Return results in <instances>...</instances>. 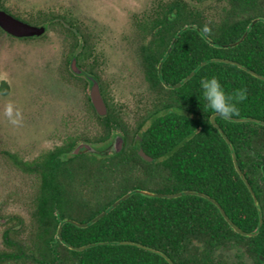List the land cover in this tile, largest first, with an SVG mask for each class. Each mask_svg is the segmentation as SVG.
Returning <instances> with one entry per match:
<instances>
[{
	"label": "trees",
	"instance_id": "1",
	"mask_svg": "<svg viewBox=\"0 0 264 264\" xmlns=\"http://www.w3.org/2000/svg\"><path fill=\"white\" fill-rule=\"evenodd\" d=\"M207 2L217 3L221 11L213 15L200 6ZM11 7L0 0V9L23 21L45 25L47 32L56 28L61 33L66 43L62 78L82 86L91 127L68 136L34 163L15 154L8 156L38 182L33 199L34 230L26 239L15 227L6 230L7 249L0 251V264H169L162 256L136 245L116 244L122 241L157 249L175 264H264V125L216 118L234 145L238 164L260 204L263 224L256 236L235 232L207 198L186 194L150 198L134 193L135 189L164 194L197 191L215 199L243 231L258 228V208L235 168L229 144L204 109L199 80L214 75L230 94L245 88L246 99L238 104L239 114L232 118L264 122V81L237 65L211 62L214 58L229 59L264 75L263 21L251 27L238 46L223 47L238 41L255 19H264V0H156L152 9L137 19L144 78L154 97L135 131L129 130L114 104L109 82L99 71L90 25L70 10L28 13ZM191 25L201 33L196 29L182 32ZM205 25L210 29L208 34L202 31ZM3 33L0 29V35ZM32 39L36 38L17 40ZM73 57L85 73L99 80L108 106L106 116H100L91 103L86 92L89 81L70 70ZM192 72H196L193 78L173 88ZM145 126L143 141L137 145L134 135ZM115 131L125 137L124 148L119 153L102 152L111 147ZM81 143L93 145L96 152L75 154ZM138 146L153 160L142 158ZM128 193H132L130 198L110 210ZM104 211L107 213L102 218L86 228L64 223L58 235L62 220L89 223ZM12 221L23 224L17 217ZM88 245L83 251L70 249Z\"/></svg>",
	"mask_w": 264,
	"mask_h": 264
},
{
	"label": "rangeland",
	"instance_id": "2",
	"mask_svg": "<svg viewBox=\"0 0 264 264\" xmlns=\"http://www.w3.org/2000/svg\"><path fill=\"white\" fill-rule=\"evenodd\" d=\"M3 1L14 11L28 13L54 8L70 10L90 25L95 34L94 59L102 77L109 82L115 106L124 108L133 123L143 115L142 109L146 110L151 97L140 59L141 38L136 21L152 9L156 0ZM200 6L213 15L221 11L214 2ZM11 37L0 35V251L7 249L4 233L9 228L21 231L24 239L34 230L36 184L8 156L33 160L61 145L67 136L91 127L82 86L62 78L66 43L61 33L50 28L46 37L26 41ZM86 92L89 95L90 85ZM8 104L19 110V124L13 125L4 115ZM107 151L113 150L102 149ZM14 217L23 220V224L12 221Z\"/></svg>",
	"mask_w": 264,
	"mask_h": 264
},
{
	"label": "water",
	"instance_id": "3",
	"mask_svg": "<svg viewBox=\"0 0 264 264\" xmlns=\"http://www.w3.org/2000/svg\"><path fill=\"white\" fill-rule=\"evenodd\" d=\"M260 21L264 22V19H262V18L255 19L252 22L250 28L241 36V38L238 41L230 43V44H227V45H224L223 47L231 48V47L238 46L247 37L251 27H253L256 23H258ZM0 29L4 33H6V34H8V35H10V36H12L14 38H17V39L40 38V37L44 36L47 33V27L45 25H34V24H31V23L25 22V21L20 20L19 18L15 17L14 15H12V14H10L7 11L2 10V9H0ZM187 29H191V30L192 29H196L199 33H201V29L200 28L192 26V25L183 28L182 32L186 31ZM206 39L211 44L214 43L211 38L206 37ZM177 40H178V36L174 39V42H176ZM172 49H173V45L170 47L168 53H170L172 51ZM211 62H222L224 64L237 65L240 68H242L244 70H247L250 74H252L253 76L257 77L258 79L264 81V75H260V74L256 73L253 70H249L245 66L240 65V64H238L235 61H232V60H229V59L214 58V59L211 60ZM162 65H163V62L159 65V70H161ZM203 65H204V63L199 68H201ZM70 69L73 72V74H75L77 76H84L89 81V85H90L89 96H90V99L92 101V104H93L96 112L100 116H106L108 114V106H107L106 102L104 101V98H103V95H102V92H101V85H100L99 80L95 76L85 73L80 68V66L78 65V61H77L76 57L72 58L71 63H70ZM195 73L196 72H192L181 83H178V84L174 85L173 88L176 89V88L181 87L183 84H185L191 78H193ZM164 84H165L166 87H169L166 82ZM217 117H219V116H216L214 119L211 118V124H212V126L214 128H216L220 132V134L224 137L226 142L229 144L230 149L232 151V158H233V161H234V164H235V168H236L238 174L244 180V182L247 185L248 189L250 190V192H251V194H252V196L254 198L255 204H256V206L258 208V211H259V214H260V221H259L258 228L255 231H253V232H245L242 229H240L236 224H234V222H232L230 220V218L226 215L224 209L220 206V204L215 199H213V198H211V197H209V196H207V195H205L203 193H199L197 191H184V192L173 193V194H164V193L151 192V191L143 190V189H135L134 193L140 194V195L145 196V197H150V198L151 197H153V198L154 197H158V198L166 197V198H170L171 199V198L181 197L184 194H186V195H198L200 197L207 198V199H209L210 202H212L213 204H215L219 208L221 214L224 216L226 221L230 224V226L232 227V229L235 232H237V233H239V234H241L243 236H246V237H253V236H256L259 233V230H260V228L262 227V224H263L261 207H260V204H259L258 199L256 197V194L254 193L251 185L249 184L247 178L245 177L244 173L242 172V170H241V168H240V166L238 164L237 154H236L234 145L232 144L230 139L227 137V135L224 133V131L221 129L220 125L217 123V121H216ZM229 120L234 121V122L251 121V122H254V123H258V124L264 125V122H260V121H258L256 119L247 118V117L230 118ZM123 147H124V137L122 135H117L114 138L112 146L110 147L113 150L111 153H119L123 149ZM82 148H86L91 153L96 152V149H95V147L93 145H90L88 143H82V144L78 145V147L75 149L74 153L78 154ZM139 154H140V156L142 158H144L147 161H152L153 160L142 149L139 150ZM131 196H132V193L125 194L120 199H118L115 203L112 204L110 210H112L113 208H116L122 201L127 200ZM106 213H107L106 211L102 212L101 214H99L98 216L93 218L89 223H80V222H77V221L71 220V219L62 220L61 221V225H60V227L58 229V235L59 236L61 235L62 225L64 223H72V224L76 225L77 227L86 228L89 225H91L93 223H96ZM101 244H105V242H102ZM116 244H119V245H136V246H138V247H140L142 249L148 250V251H150L152 253H155V254H158V255L162 256L163 258H165L167 260V262L169 264H175L165 253H163V252H161V251H159L157 249H154V248H151V247H148V246H144L142 244L134 243V242H131V241H122V242H118ZM93 245H96V244H93ZM89 247H90V245L85 246V247H73V246H70V249L75 250V251H83L85 249H88Z\"/></svg>",
	"mask_w": 264,
	"mask_h": 264
},
{
	"label": "clouds",
	"instance_id": "4",
	"mask_svg": "<svg viewBox=\"0 0 264 264\" xmlns=\"http://www.w3.org/2000/svg\"><path fill=\"white\" fill-rule=\"evenodd\" d=\"M202 31L208 34L210 29L205 25ZM199 88L204 102V109L210 113L212 119L216 116L230 119L238 115V104L244 101L247 96L245 88L237 89L231 94L226 92L220 80L214 75L201 78ZM4 115L13 125L19 124L21 114L18 109L14 110L11 104L5 107Z\"/></svg>",
	"mask_w": 264,
	"mask_h": 264
},
{
	"label": "flooded vegetation",
	"instance_id": "5",
	"mask_svg": "<svg viewBox=\"0 0 264 264\" xmlns=\"http://www.w3.org/2000/svg\"><path fill=\"white\" fill-rule=\"evenodd\" d=\"M14 38V37H13ZM23 39H25V38H23ZM140 57H141V55H140ZM140 59H142V58H140ZM72 60V59H71ZM71 63V62H70ZM147 83V82H146ZM148 89H149V87H148ZM149 92H150V97H151V100H150V103L149 104H151V102H152V99H153V97H154V95H153V93L150 91V89H149ZM87 103V102H86ZM91 103H92V101H91ZM93 105V104H92ZM145 106H146V104H145ZM94 107V106H93ZM147 108H146V110L148 109V106H146ZM95 109V108H94ZM119 110L122 112V114H123V116H124V120H125V123H126V125L128 126V128H129V130H134L135 131V129L137 128V123H138V120H139V118L142 116H140V117H138L137 119H136V121L133 123L132 121H129V119H128V117H127V114H126V112H125V110H124V108H122V107H119ZM142 110H144L145 112L143 113V115L146 113V110L145 109H142ZM96 111V110H95ZM147 124V123H146ZM146 128V126L141 130V132H140V134H135L134 135V137H135V140H136V143H137V145H140L141 143H142V141H143V139H142V137H141V135H142V133H143V131H144V129ZM117 132H120V131H115V134L117 133ZM121 133V132H120ZM122 135V134H121ZM117 136V135H116ZM115 136V137H116ZM123 136V135H122ZM68 137V136H67ZM66 137V138H67ZM124 137V136H123ZM113 141H114V139H113ZM113 141H112V143H113ZM125 143H126V139H125V137H124V146H125ZM62 144V143H61ZM80 145V144H79ZM111 146H112V144H111ZM78 147V146H77ZM124 148V147H123ZM55 149V148H54ZM54 149H52V150H48V151H45L44 153H41V154H39L36 158H34L33 160H29V161H27V162H29V163H34L35 161H37V159L38 158H40L41 156H43L44 154H47V152H50V151H53ZM140 149H142L140 146H138V153H139V150ZM84 150H87L86 148H82L81 150H80V152H82V151H84ZM143 150V149H142ZM88 151V150H87ZM144 151V150H143ZM79 152V153H80ZM140 155V154H139ZM27 175H29L32 179H33V181H34V183L36 184L37 182H38V180H37V177L36 176H34V175H31V174H27Z\"/></svg>",
	"mask_w": 264,
	"mask_h": 264
}]
</instances>
